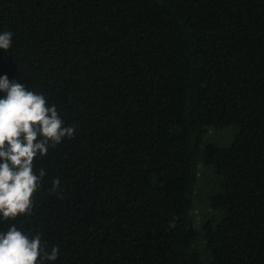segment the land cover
Returning a JSON list of instances; mask_svg holds the SVG:
<instances>
[{
  "label": "trees",
  "instance_id": "1",
  "mask_svg": "<svg viewBox=\"0 0 264 264\" xmlns=\"http://www.w3.org/2000/svg\"><path fill=\"white\" fill-rule=\"evenodd\" d=\"M4 31L0 76L75 132L0 233L40 234L43 264H264V0H0Z\"/></svg>",
  "mask_w": 264,
  "mask_h": 264
},
{
  "label": "clouds",
  "instance_id": "2",
  "mask_svg": "<svg viewBox=\"0 0 264 264\" xmlns=\"http://www.w3.org/2000/svg\"><path fill=\"white\" fill-rule=\"evenodd\" d=\"M13 33H0V49L12 47ZM0 215L13 218L31 214L33 195L38 191L43 170L34 173L33 162L48 152L49 145L72 137L75 128L64 126L55 106L43 94L28 89L7 75L0 76ZM53 181V191L59 187ZM59 249L45 251L40 234L31 239L15 225L0 233V264H43L55 261Z\"/></svg>",
  "mask_w": 264,
  "mask_h": 264
},
{
  "label": "rangeland",
  "instance_id": "3",
  "mask_svg": "<svg viewBox=\"0 0 264 264\" xmlns=\"http://www.w3.org/2000/svg\"><path fill=\"white\" fill-rule=\"evenodd\" d=\"M234 133L235 130L232 128H226L224 129V131H220V132L211 131L210 135L207 138H205V141L213 142L219 146L228 145L231 142ZM199 173L201 176V180L197 184V190L195 191V201L197 205H199L200 201L203 204L202 202L203 198L205 197L206 193L209 191L210 186L215 183V181H212V179L210 182L209 178L206 177L207 175L202 176V174H205V171L202 169V167L199 169ZM212 178L215 179L214 176H212ZM197 215H198L197 224L199 225L201 221V215L199 214L198 211H197Z\"/></svg>",
  "mask_w": 264,
  "mask_h": 264
}]
</instances>
